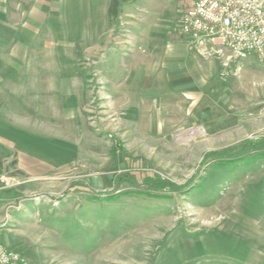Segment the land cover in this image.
<instances>
[{"label": "rangeland", "instance_id": "obj_1", "mask_svg": "<svg viewBox=\"0 0 264 264\" xmlns=\"http://www.w3.org/2000/svg\"><path fill=\"white\" fill-rule=\"evenodd\" d=\"M190 1L129 0L94 48L80 0L82 80L67 95L71 64L47 56L42 27L0 16L3 59L18 55L0 63L2 243L27 264H264V61L186 43L188 69L152 53L149 32L179 41ZM107 36L152 58L106 59Z\"/></svg>", "mask_w": 264, "mask_h": 264}, {"label": "crops", "instance_id": "obj_2", "mask_svg": "<svg viewBox=\"0 0 264 264\" xmlns=\"http://www.w3.org/2000/svg\"><path fill=\"white\" fill-rule=\"evenodd\" d=\"M79 1L80 0H9L10 5L7 8L3 4H0V13L2 14L0 16L2 17V19H5L4 27L12 30L16 25L22 24L24 28L32 34L40 33L37 32V30L42 27L43 32L41 42L44 50L47 53V56L50 58L55 54L54 51L58 48V50L61 52V54L59 55L60 59L65 60L71 64L68 68L65 64L63 65L61 78L63 84L61 86V90L65 95L74 93V91L76 90L75 88H78V85L82 80L80 75L82 74V72L80 73L78 64V46H80V43L83 41H76V39L72 36L73 18L75 17V13L76 15H78L80 5ZM83 1L86 3V0H82V3ZM109 2L110 0H88V12H92L93 18V21L90 18L91 16L88 19V39L85 41L88 44V47L96 46V41L100 40L101 34L111 23L107 15ZM126 3L122 4L121 12ZM180 3L181 2L178 3L177 9L181 5ZM185 5L186 2H184L181 7H184ZM96 14L99 16L98 21H94ZM120 16L121 13L118 18H121ZM118 18L116 19V21L118 20ZM166 30L167 28H165L164 32H149L152 36L158 38V42L157 44H155L156 47H154V44L149 43L151 49L150 51L152 53H157V56L160 57L162 55L160 51H162L163 53H165L162 56L167 60V63L171 60V62H174L176 66L181 67L182 64L189 69L191 65L189 61L190 55L189 57L186 56V52H189V47L186 43L180 41H175L171 44L166 45L164 42V39H166L167 36ZM175 33L176 30H172L170 34L172 37L176 38ZM55 36L57 37L58 41L56 40ZM105 39L107 40V45L105 46L104 51L106 59H108L109 56L115 58L117 57V54H121L133 61V63H137L138 60H143V58H146L145 60H149L153 55L151 53L148 56L146 55L144 57L140 51L138 52V50H140L139 45L141 44L136 43H139V39H136L133 43V47L130 49L127 48V51H125L126 46L122 48L118 47L117 49L121 50V52L116 51V53L112 51V38L110 36H107L105 37ZM1 49L3 48L0 47V50ZM167 50H170V52H168ZM15 54V52H12L11 55H9L8 53L7 56H9L10 61H6V59H3V57H5L4 53H1L0 51V63L4 65L16 64L18 62V55L16 54V58H14ZM171 64L173 65V63ZM162 71L165 73L169 72L165 68H162ZM174 72L177 73L182 71L180 69ZM47 75L53 76V73L47 72ZM58 86L59 85H57L56 88H58ZM1 105H4L3 101H0V106Z\"/></svg>", "mask_w": 264, "mask_h": 264}, {"label": "built area", "instance_id": "obj_3", "mask_svg": "<svg viewBox=\"0 0 264 264\" xmlns=\"http://www.w3.org/2000/svg\"><path fill=\"white\" fill-rule=\"evenodd\" d=\"M176 39L206 49L226 47L237 59L254 53L264 61V0H191L182 7ZM0 264H27L2 243Z\"/></svg>", "mask_w": 264, "mask_h": 264}, {"label": "trees", "instance_id": "obj_4", "mask_svg": "<svg viewBox=\"0 0 264 264\" xmlns=\"http://www.w3.org/2000/svg\"><path fill=\"white\" fill-rule=\"evenodd\" d=\"M128 0H110L109 5H108V10H107V15L109 21L116 20L120 13H121V6L122 4L126 3ZM236 161H231L229 163H223L220 162L221 166H225L227 164H232ZM219 165V163H218ZM150 179V177H149Z\"/></svg>", "mask_w": 264, "mask_h": 264}]
</instances>
